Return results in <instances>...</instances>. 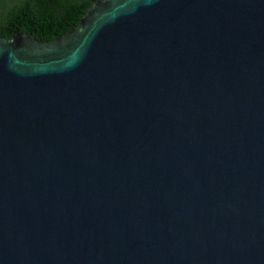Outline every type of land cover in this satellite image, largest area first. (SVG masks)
<instances>
[{
    "label": "water",
    "instance_id": "95a60500",
    "mask_svg": "<svg viewBox=\"0 0 264 264\" xmlns=\"http://www.w3.org/2000/svg\"><path fill=\"white\" fill-rule=\"evenodd\" d=\"M0 264H264V0L0 36Z\"/></svg>",
    "mask_w": 264,
    "mask_h": 264
},
{
    "label": "trees",
    "instance_id": "16d2710c",
    "mask_svg": "<svg viewBox=\"0 0 264 264\" xmlns=\"http://www.w3.org/2000/svg\"><path fill=\"white\" fill-rule=\"evenodd\" d=\"M94 0H0V36L15 31L37 40L60 37L72 28Z\"/></svg>",
    "mask_w": 264,
    "mask_h": 264
}]
</instances>
